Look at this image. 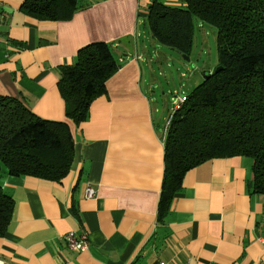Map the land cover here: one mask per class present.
<instances>
[{"label": "crops", "instance_id": "1", "mask_svg": "<svg viewBox=\"0 0 264 264\" xmlns=\"http://www.w3.org/2000/svg\"><path fill=\"white\" fill-rule=\"evenodd\" d=\"M85 1L71 19L50 22L24 15V0H0V94L41 119L67 123L75 140V160L61 183L3 180L15 212L0 237V261L264 264V195L252 193L250 159H214L188 172L164 223L158 222L165 147L137 50L150 0ZM96 42L110 44L122 68L76 127L66 118L59 68ZM90 186L93 198L86 196ZM70 233L88 234L90 248L71 251L63 239Z\"/></svg>", "mask_w": 264, "mask_h": 264}, {"label": "trees", "instance_id": "2", "mask_svg": "<svg viewBox=\"0 0 264 264\" xmlns=\"http://www.w3.org/2000/svg\"><path fill=\"white\" fill-rule=\"evenodd\" d=\"M150 0L144 25L151 37L183 57L194 47L196 21L217 30L219 66L175 112L163 135L165 177L158 222L164 223L188 172L214 159L252 161V193L264 195V0ZM85 0H24L20 11L39 21H66ZM122 68L112 46L90 44L71 65L60 66L58 90L66 118L86 122L93 102ZM75 160V140L64 122L37 117L15 98L0 94V237L9 230L15 202L6 177L61 183Z\"/></svg>", "mask_w": 264, "mask_h": 264}, {"label": "rangeland", "instance_id": "3", "mask_svg": "<svg viewBox=\"0 0 264 264\" xmlns=\"http://www.w3.org/2000/svg\"><path fill=\"white\" fill-rule=\"evenodd\" d=\"M144 23V20H143ZM142 37L137 41V50L143 51L141 65L145 90L155 104L157 125L160 133L169 123L173 111V96L176 93L188 96L204 80V75L213 73L219 66L217 30L208 24L196 21L195 41L190 60L174 50L158 44L143 24Z\"/></svg>", "mask_w": 264, "mask_h": 264}, {"label": "built area", "instance_id": "4", "mask_svg": "<svg viewBox=\"0 0 264 264\" xmlns=\"http://www.w3.org/2000/svg\"><path fill=\"white\" fill-rule=\"evenodd\" d=\"M172 99H173L174 105H173V111H172L171 117L175 112H177L178 110L182 108L183 104L186 101V96L176 93ZM164 134H166V130ZM162 140L164 142V138H162ZM95 194H96V190L93 186H90L87 188L86 190L87 198H93ZM63 239L66 242L68 248L73 252L86 251L90 248V245H91L88 234H84L80 237H77L74 233H70L64 236ZM0 264H4V263L0 261ZM160 264H166V262H160Z\"/></svg>", "mask_w": 264, "mask_h": 264}, {"label": "water", "instance_id": "5", "mask_svg": "<svg viewBox=\"0 0 264 264\" xmlns=\"http://www.w3.org/2000/svg\"><path fill=\"white\" fill-rule=\"evenodd\" d=\"M184 59L187 60V61L190 60L189 57H184ZM222 69H223V67H218V68L215 70V72L218 73V72H220ZM203 75L205 76L204 78L207 79L211 74H208V75L203 74Z\"/></svg>", "mask_w": 264, "mask_h": 264}]
</instances>
